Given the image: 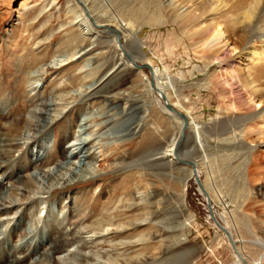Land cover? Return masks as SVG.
<instances>
[{
	"label": "rangeland",
	"instance_id": "rangeland-1",
	"mask_svg": "<svg viewBox=\"0 0 264 264\" xmlns=\"http://www.w3.org/2000/svg\"><path fill=\"white\" fill-rule=\"evenodd\" d=\"M124 1L129 16L138 25L126 42L139 56L132 64L140 76L130 71L115 73L122 60L109 34L114 30V23L93 28L85 17H89L87 13L82 14L79 0H0V119L3 113H19L33 122L15 140L21 145L16 156H23L24 165L31 158L29 150L37 152L40 142L52 148L64 130L67 135L62 147L67 151L59 158L60 162L45 169H55L58 165L69 167L63 180L56 179L52 185L47 176L38 175L36 166L23 173L34 177L36 192L32 199L38 201L40 212L38 215L24 212L25 205L20 203L24 186L20 183L19 197L10 214L13 220L2 226L6 232L12 230L6 237L0 235V239L5 238L1 250H14L29 240L33 241L32 246L41 249V238L46 244L49 225L55 224L65 231L76 227L77 235L83 239L56 253L58 264H103L111 259L118 261L109 264H232V248L226 234L219 229L224 223L220 197L227 198L234 214L244 206L246 215H240L238 226L241 228L240 223L248 220L256 228V236L264 239V139L251 131L256 125H264V114L245 125L244 135L240 133L241 115L256 106V93L250 89L254 81L256 85V56L254 60L239 57V51L230 46L222 55V59L227 58L222 64L213 62L207 66L215 54L200 45L208 35L200 29L211 23L212 17L175 22L160 10L156 0ZM202 1L205 5L215 2L213 7L219 3ZM222 1L231 7L240 0ZM104 12L114 13L112 7L104 8ZM159 14H163L162 21L159 17V20L150 19ZM100 17L108 19L106 14ZM130 23L121 20L123 35L132 31ZM254 44L256 49V40H248L246 47ZM146 61L163 71L164 78L175 79L177 90H167L170 102L190 120L182 136L180 153L186 157L184 160L195 161L196 165L186 161L174 163L169 157L157 158L156 153L178 134L179 128L149 91L151 67ZM232 65L237 66L239 75L229 74L227 68ZM116 83L121 89L109 92ZM88 91L103 96L87 97ZM117 92L125 93L129 99H113L112 95ZM72 96L78 99L73 100ZM134 98L141 100L140 109L133 104ZM44 101L64 105L41 132L35 126L41 122ZM83 138L88 143L86 151H80L74 158L73 152L79 150L76 145ZM252 144L256 145L253 151ZM114 145L119 149L112 159L125 160L123 165L98 170L100 150ZM251 155L254 157L253 181L249 184L242 173ZM83 163L86 166L79 167ZM197 166L201 177L189 176L190 167ZM140 173L151 204L138 213L140 208L133 207L128 214L137 218L143 211L152 213L155 226L148 222L137 228L150 240L130 242L136 240L139 231L136 227L123 235L97 237L80 222L72 223L69 219L71 207L94 215L102 211L103 202L109 196L116 199L121 195L118 190L123 186L136 190L133 181L141 179ZM128 175L133 176L125 178ZM201 181L207 185L215 183L223 194L219 197L213 193L211 204L200 188ZM17 217L22 223L16 221ZM14 230L17 236L13 237ZM22 231L28 236H23ZM238 234L242 241L253 239L251 234ZM256 251L261 250L256 247ZM37 258L28 259L24 264H34ZM125 259L130 263H125ZM41 263L57 264L47 261L38 264ZM3 264H7L5 260Z\"/></svg>",
	"mask_w": 264,
	"mask_h": 264
},
{
	"label": "bare ground",
	"instance_id": "bare-ground-1",
	"mask_svg": "<svg viewBox=\"0 0 264 264\" xmlns=\"http://www.w3.org/2000/svg\"><path fill=\"white\" fill-rule=\"evenodd\" d=\"M156 1L160 10L163 9V13L164 11L167 12L168 16H170L172 21L175 22L185 21L191 17L200 20L212 17V22L204 25V27L202 26L200 29L201 31L208 33V35L200 42V45L210 48L212 53L215 54L212 58V61H210L207 66L211 65L213 62L217 64H222L227 59H222V55L226 54L227 50L230 49V46L233 47L235 51H239V57L245 56V58L248 60H254V57L256 56V85L255 81L253 80L254 85L252 84L253 81H251L252 86L250 88L252 92L256 93V106L253 105L251 111H247L246 114L241 115L240 133L244 135L245 125L248 124L250 120H253L254 118L256 119L264 114V0H251L249 3H247L248 1L246 2L245 0H240L236 3H232L231 7H229V3L224 2L222 0H217V2L219 3L215 7H213L212 5L215 2H211V4L205 5L202 0ZM79 5L81 7L82 14L85 15V13H87V15L89 16L87 17L85 15L87 20L92 23L93 28L108 27V25L110 26V23H114V30H112L113 32L109 31V34L113 36L116 42L117 49H119L120 51V60H122V63H120L119 67L115 69V73L119 74L122 72L125 73V71H130L139 75L133 65L137 61L139 56L136 54L135 50L130 47L131 44H128V42H126L127 39L136 30L137 24H135L134 20H132L129 16L130 14L127 12L125 1L79 0ZM108 7L113 8V14L104 12V8ZM104 14H106V17L108 18L107 20L101 19L100 15L104 18ZM162 15L159 14L156 15L154 18L152 17L150 19L157 20L159 17L162 21ZM220 17L222 19L219 21ZM125 19L131 21L130 27L132 31L128 35H123V29L120 25L121 20ZM147 21L148 18L146 19V22ZM119 35L120 44L118 45ZM251 39L253 41L256 40V49L255 44L254 46H251L249 48L246 47L248 40ZM259 43L261 49L259 48ZM242 49L245 50V52H242ZM146 62L148 66L151 67V75L148 77L149 91L155 95L156 101L160 105V109L169 117H171V119L175 121L179 128L178 134L174 138H172L170 142H168L166 147L164 146L162 151L156 153L158 154L157 158L161 159L169 157L170 161L174 163H183L182 161H186L192 162L194 165H196L195 161L184 160V158L186 157L182 156V154L180 153L181 147L184 142L182 136L186 134V131L190 124V120L185 112L178 110L176 106L170 102L167 90L168 88H173L174 90H177L175 86V79L164 78L163 71L161 72V70L156 66H153L151 62ZM122 66L124 67V69H122ZM236 67V65H232L231 67L227 68L229 70L230 75H239V70L236 69ZM118 85L119 83H116V86L112 90L110 89L111 91L109 92H114L117 89H121ZM89 88L90 87H88V89ZM92 92L93 91H88L86 93L87 97L98 98L103 96L98 92ZM112 97L113 99H129L128 97H126L125 93L119 92L113 94ZM72 99L77 100L78 96H72ZM138 99L139 98H134L131 100L134 102V105H137V109H140L141 100ZM166 101L171 104L172 108L167 107ZM63 105L64 104L62 103L55 104L54 101L45 102L42 105V109L40 111L41 122L36 124L35 130L41 131L46 128L49 124H51L56 118L55 113L59 112L60 107H62ZM51 106H54V108H52ZM174 110L179 111V114L176 111L174 112ZM0 120L2 122V124H0V228H2V226L6 227L7 225H9V223L13 220V218L10 217V214H12L13 204L18 200L19 197L17 188L20 183L24 186V193L22 192L23 194L21 198L22 202H20L25 205L24 212H33L37 215L40 212L38 201L32 199V194L36 192V186L34 185L33 181L34 177L30 175H24L23 173L25 171L29 170V168L31 167L36 166V168L39 169L38 175L44 174V176H47L49 184L52 185V183L56 179H59V181L63 180L64 172L67 171L69 167H65L64 165H58L55 169H45L49 165L60 162L59 158L63 157L67 151L65 150V147H62L64 145V141L66 140L67 135L64 130L61 132L57 143L52 145V148L49 145L45 147L44 144L40 142L38 143L39 149L37 152L34 153V150H29V156L31 155V158L24 165L23 156H16L15 152L17 151L18 147H21V145L16 143L15 140H17V136L22 135V131L26 127V125L30 126L33 122H30L28 119H26L25 116H22V114L19 113H3ZM251 131L256 134V137H261L262 139H264V125H256V128L251 129ZM84 139L85 138L81 139V142L76 145L79 150L77 152H73L74 158L78 157L80 151H86V146L88 145V143L86 142L87 140ZM250 146V149L252 151L255 150L256 145L252 144ZM118 149L119 148L117 145L109 147L103 146V148L100 150L101 161L98 170H107L108 167L117 168L118 166L123 165L122 162H124L125 160L116 162L112 159L113 154ZM251 156V160L248 159L247 162L244 164L242 173V178L247 180L249 184L253 181L252 164L254 157L253 155ZM36 162H41V165H37ZM69 165L72 164H68V166ZM85 166V163L81 165L79 164V167ZM74 174L76 175V172H74ZM192 175H199V177H201V170L198 168V166L196 167V169L190 167L189 176ZM132 176L133 175H128L125 178H131ZM139 176L141 179L137 178L133 181L134 186L137 188L136 190H133L127 186H123L121 190H118L120 191L121 195H119L116 199L114 197L109 196V198L103 202V209L100 213H95L94 215L88 213L86 214L84 210L75 211L72 209L73 207L70 208L68 206L70 208L69 219L73 221L72 223L77 222V224H79L80 222L82 225H84L85 229L89 230V232H94L95 236L97 237H102L105 234L123 235V233H125L127 230H130L132 227H134V229L136 227L137 229L140 228L139 226L148 224V222H154L155 219H153L152 213H145L143 211L137 218L135 217L136 215L134 216V218H131L132 216L128 214L132 212L131 210H133V207L140 208L137 210L138 213L140 210H143L144 208H146V206H150L149 204H151L149 192L143 184L142 173H140ZM64 184H66V181L64 182ZM219 187L220 186H217L215 183L207 185L204 181L200 182V188L203 192H205V194L207 195V199L211 204L214 199L213 193H215L219 197L223 194V192H220L222 190L221 187ZM220 198L222 199V205L224 207V223L223 225L220 224L219 229L221 228L220 230H222L226 234L230 246L232 248L234 258L232 264H261L264 259V239L260 236H256V228L248 220L241 223L239 222L240 225H242L241 228L238 226V221L239 219L241 220V218L239 217H241L242 215H246L244 206L238 208V210L236 209V215L230 209V204L228 205L226 201L227 198ZM16 221L22 223V219H20V217H17ZM153 224L154 223H152V225ZM11 230L12 229L6 232V228H2L0 229V235H4V237H6V234L11 232ZM137 230L139 231L136 233V240L130 242L137 243L140 241L144 242L151 239L150 237L147 238L144 234V231H142L141 229ZM77 232L78 231L76 227L65 231L60 226L50 224L46 239L47 243L45 244V239L41 238V249L32 246V240V242H30L29 240L28 243L24 244L22 247L18 246L15 247L14 250L9 249L7 252H5L4 250L2 252L0 246V264H3V260H5V263L7 264H24L28 259H35V257L38 258L35 260L34 264H38L39 262L45 263L46 261L47 263L51 262L58 264L59 261H57L56 257L54 256L56 253L65 251L68 247H71L74 244L79 243V241L83 240L80 238V236L77 235ZM239 232H242V234H245V236H247L246 233L251 234L253 236V239H247L242 241L239 238ZM12 236H17L15 230L13 231ZM23 236L26 237L28 236V234L26 232H23ZM4 237L0 239V245L2 243V240H5ZM48 246L49 248L46 249L45 247ZM256 247L261 250L260 253L256 251ZM117 261V259H111L109 260V263H116ZM124 262L130 263V261L127 259H125ZM109 263L104 262L103 264Z\"/></svg>",
	"mask_w": 264,
	"mask_h": 264
},
{
	"label": "water",
	"instance_id": "water-1",
	"mask_svg": "<svg viewBox=\"0 0 264 264\" xmlns=\"http://www.w3.org/2000/svg\"><path fill=\"white\" fill-rule=\"evenodd\" d=\"M163 98V97H162ZM164 99V98H163ZM166 105H167V107H169V108H172V106H171V104L168 102V101H166ZM173 110V109H172ZM176 110H174V112H175ZM178 114H179V111H176ZM191 163V162H190Z\"/></svg>",
	"mask_w": 264,
	"mask_h": 264
}]
</instances>
